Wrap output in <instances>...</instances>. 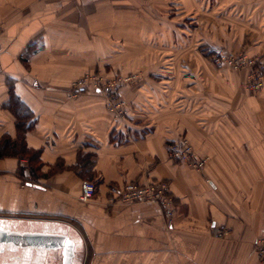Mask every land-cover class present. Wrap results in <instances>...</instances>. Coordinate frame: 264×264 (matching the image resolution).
I'll return each mask as SVG.
<instances>
[{
	"label": "crops",
	"instance_id": "obj_1",
	"mask_svg": "<svg viewBox=\"0 0 264 264\" xmlns=\"http://www.w3.org/2000/svg\"><path fill=\"white\" fill-rule=\"evenodd\" d=\"M224 1L222 11L254 30L253 42L240 47L264 53V0ZM195 3L181 0L193 10ZM133 5L0 0V140L17 137L12 95L17 112L28 114L25 145L36 152L30 171L25 157H0V209L32 215L15 226L41 223L12 230L70 238V264H262L253 241L264 235V86L248 98L243 72L216 69L195 53L149 51L158 39L150 25H166L141 21ZM161 39L156 46L166 44ZM183 60L186 69L173 64ZM97 67L110 75L143 71L120 91L126 125L113 120L98 92L69 95L71 80ZM182 135L196 157L207 158L202 170L168 159L167 142ZM86 179L95 194L80 201ZM153 179L169 184L170 225L153 203L108 202L124 183ZM19 248L5 252L7 261L21 264L26 254L30 264L62 263L61 248Z\"/></svg>",
	"mask_w": 264,
	"mask_h": 264
},
{
	"label": "rangeland",
	"instance_id": "obj_2",
	"mask_svg": "<svg viewBox=\"0 0 264 264\" xmlns=\"http://www.w3.org/2000/svg\"><path fill=\"white\" fill-rule=\"evenodd\" d=\"M233 1L234 0H230V2ZM210 2L212 3L207 4L206 0H196L193 10L191 6L186 7L181 5V0H134L133 6L138 9V15L136 16H138L139 19L141 18V21H151L150 24L153 22H163L166 25L164 29L159 31L155 28L151 30L153 26L150 25L149 35L151 39H154L153 37L158 39H154L155 41L150 40L151 47L149 46V49H146L162 55H189L195 53L207 58L216 69L243 72L244 78L241 81V88L245 91L246 97H257V93H259L260 89L264 86V53H253L246 47H240V44H251L253 42L254 30L250 25H247L246 22H243V17L238 13L231 14L228 11H222L223 5L227 3H225L224 0H210ZM142 31L144 30L139 29L137 32L139 39L142 38V35L146 36L145 33L141 34ZM163 37L166 38V44L156 46V41L158 42L160 40V43H162L161 38ZM142 46H139V48H143ZM219 52L234 57V59H236V57L243 58L245 56L247 62L249 61V63H252L255 61V63H243L242 65L238 64L236 67H233L234 64L238 62H233L232 64L223 62L218 58ZM173 64L179 65L182 69H186L190 65L189 62L185 60L181 62L177 61ZM168 65H172V63H168ZM106 72L109 71L103 68L99 69L98 67L92 70H86V72L71 80L70 85L84 75L98 77L100 82L97 83V85L104 86L108 81L111 80L112 82L116 80L117 77H135L134 79L138 80V76L143 73L141 69L129 74L115 73L110 75ZM132 82L126 83L123 86L131 84ZM90 83V80L86 81L84 85L87 88L84 89L92 90L90 88L92 84ZM123 86L120 88V91ZM102 97L104 99L103 95ZM123 100L126 103L124 98ZM20 113L28 116L26 111L21 110ZM31 216L32 215L27 213H13L0 209V219H2L10 229H29L31 226H41V223L37 221L31 222V225V223L26 220H18V222H16L18 225L16 224V226L13 222L17 221V218L26 219L31 218ZM4 218H9L10 220H5ZM13 218H16V220ZM54 218L61 219V217ZM18 250L21 249L18 247ZM7 251H9V249L6 250V252ZM9 255L11 258L10 252ZM86 257H88V255L85 256V258Z\"/></svg>",
	"mask_w": 264,
	"mask_h": 264
},
{
	"label": "built area",
	"instance_id": "obj_3",
	"mask_svg": "<svg viewBox=\"0 0 264 264\" xmlns=\"http://www.w3.org/2000/svg\"><path fill=\"white\" fill-rule=\"evenodd\" d=\"M218 58L227 64H232L233 62H238L234 64L236 67L238 64H254V62L249 63L246 61V57H231L229 55H224L222 52L218 53ZM218 59V60H219ZM251 62V61H250ZM135 77H117L116 80L111 82L108 81L106 85H97L100 82L99 78L92 75H84L79 80L74 81L71 87L70 96H74L81 89L85 87L86 81H91L90 87L93 91L98 92L104 96V106L105 109L111 114L113 120L123 125L128 122V107L124 102L123 98L120 96V88L129 82L134 81ZM168 159L177 162L184 163L187 166L195 169L202 170L207 158L196 157L192 149V145L189 143L185 136H180L175 140L168 141L166 144ZM95 194V183L93 180H83L81 185V190L78 195L80 201H88L93 198ZM109 203H119V204H131L140 202H149L157 205L165 218L166 224L170 225V220L174 214V202L173 195L170 192L169 184L166 180H149L146 182L139 181H128L124 183L114 195L108 198ZM225 231L224 225H220L215 228L213 234L217 237L223 235ZM254 250L259 261L264 264V235L256 237L253 241Z\"/></svg>",
	"mask_w": 264,
	"mask_h": 264
},
{
	"label": "water",
	"instance_id": "obj_4",
	"mask_svg": "<svg viewBox=\"0 0 264 264\" xmlns=\"http://www.w3.org/2000/svg\"><path fill=\"white\" fill-rule=\"evenodd\" d=\"M0 242L16 247L61 248L62 264H70L73 256V241L61 233L40 231H15L0 226Z\"/></svg>",
	"mask_w": 264,
	"mask_h": 264
},
{
	"label": "trees",
	"instance_id": "obj_5",
	"mask_svg": "<svg viewBox=\"0 0 264 264\" xmlns=\"http://www.w3.org/2000/svg\"><path fill=\"white\" fill-rule=\"evenodd\" d=\"M9 104L16 114V127H17V137L14 140H11L8 136H5L0 140V157L4 156H15V157H25L30 162V170H32V162L35 160L36 152L28 149L24 142V132L30 127L28 124V116L26 114H21L17 112L20 107V102L11 95ZM27 122V123H26ZM19 174L20 171H19Z\"/></svg>",
	"mask_w": 264,
	"mask_h": 264
},
{
	"label": "flooded vegetation",
	"instance_id": "obj_6",
	"mask_svg": "<svg viewBox=\"0 0 264 264\" xmlns=\"http://www.w3.org/2000/svg\"><path fill=\"white\" fill-rule=\"evenodd\" d=\"M0 226L3 227V228H5V229H9V228H6V225H5V223H4V221L2 219H0ZM8 249L10 251H15L16 250V248H14V246H11L9 244H5V243L0 242V264H19L18 262H13L12 260H8L7 261V259H6L7 257L5 255V252ZM73 254H74V250H73ZM62 256H63V254H62ZM23 258L25 260L21 264H30V259H29L30 257H28V255L25 254Z\"/></svg>",
	"mask_w": 264,
	"mask_h": 264
}]
</instances>
